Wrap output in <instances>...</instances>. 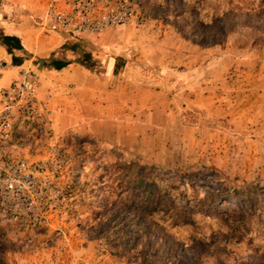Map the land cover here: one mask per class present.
Returning a JSON list of instances; mask_svg holds the SVG:
<instances>
[{"label":"rangeland","instance_id":"374dc122","mask_svg":"<svg viewBox=\"0 0 264 264\" xmlns=\"http://www.w3.org/2000/svg\"><path fill=\"white\" fill-rule=\"evenodd\" d=\"M78 1L93 18H129L79 36L41 28L46 8L69 0H47L34 18L38 36L75 40L73 61L92 78L58 96V107L75 98L77 123L38 95L50 121L18 123L0 147L2 160L41 166L46 185L31 206L41 224L0 210V264H264V0H186L199 20L224 18L210 46L190 40L161 0ZM140 172L194 210L186 224L154 216L167 235L157 251L151 229L134 241L102 223L106 192Z\"/></svg>","mask_w":264,"mask_h":264},{"label":"built area","instance_id":"2783aa9c","mask_svg":"<svg viewBox=\"0 0 264 264\" xmlns=\"http://www.w3.org/2000/svg\"><path fill=\"white\" fill-rule=\"evenodd\" d=\"M129 12L116 16L93 18V6L69 0L65 7L49 5L40 22L41 28L52 32L79 36L98 33L108 26L128 21ZM37 76L21 71L7 87L0 90V147L11 141L18 123L46 125L50 121L48 97H38ZM41 166H30L25 160L5 161L0 158V210L21 213L29 217L33 226L44 221L42 209L31 206L46 188L37 175Z\"/></svg>","mask_w":264,"mask_h":264},{"label":"trees","instance_id":"16d2710c","mask_svg":"<svg viewBox=\"0 0 264 264\" xmlns=\"http://www.w3.org/2000/svg\"><path fill=\"white\" fill-rule=\"evenodd\" d=\"M165 8L164 14L172 11L174 17L179 18L182 27H190V40H200L197 44L210 46L216 44L220 36L224 34V18L221 16H211L207 21L199 20V13L196 8L186 0H161ZM179 32L183 34L181 30ZM195 42V41H194ZM0 43L4 45L9 53L13 50H22L17 38L12 36H2ZM19 60L12 59L16 64ZM68 62H52L54 69H61ZM125 181L119 186L117 192L108 190L107 196L103 199L101 208L103 212V225L112 229L118 237L134 238L142 240L141 237L147 235L146 229L152 230L153 246L156 251L162 248V241L166 240L165 229L155 220V215H161L169 219L171 224L176 222L188 223L194 210L187 204L179 205L180 194H174L173 188L162 186V182L157 178H147L140 172L124 176ZM130 180V181H129ZM248 201V198L245 199ZM213 202H211L212 204ZM202 201L196 202V207L202 206ZM100 215V214H99ZM147 219H151L150 225H146ZM147 226V227H146ZM133 235V236H132Z\"/></svg>","mask_w":264,"mask_h":264},{"label":"crops","instance_id":"0c3cea01","mask_svg":"<svg viewBox=\"0 0 264 264\" xmlns=\"http://www.w3.org/2000/svg\"><path fill=\"white\" fill-rule=\"evenodd\" d=\"M46 1L1 0L0 26H2L5 36L18 39L22 50H13L12 53H9L6 47L0 43V62L6 64L0 68V89L9 85L22 69L30 68L39 78V97L49 94L53 100V108L56 111L55 118L60 116L64 118L69 113V122L73 124L77 123L75 113L79 107L75 98L74 103L66 101V103H62L64 106L58 107V96L62 94L64 97H71L72 91H75L78 84V78L84 76L91 79L92 74L73 61L76 56V52L72 48L75 40H57L51 35L38 36V31L32 24L34 18L41 17L43 14ZM18 52L26 53V57L19 58V61L14 64L12 59L18 57ZM63 61L68 63L61 69L57 70L51 66L52 62Z\"/></svg>","mask_w":264,"mask_h":264}]
</instances>
